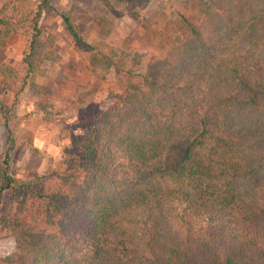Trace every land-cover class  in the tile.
I'll list each match as a JSON object with an SVG mask.
<instances>
[{
	"label": "trees",
	"instance_id": "obj_1",
	"mask_svg": "<svg viewBox=\"0 0 264 264\" xmlns=\"http://www.w3.org/2000/svg\"><path fill=\"white\" fill-rule=\"evenodd\" d=\"M53 1L0 7V48L14 35L26 42L19 61L0 63V239L16 242L0 264H264V0L177 5L183 32L140 75ZM44 9L63 17L103 80L113 65L128 75L72 137L62 170L20 178L19 98L59 59L42 39Z\"/></svg>",
	"mask_w": 264,
	"mask_h": 264
},
{
	"label": "rangeland",
	"instance_id": "obj_2",
	"mask_svg": "<svg viewBox=\"0 0 264 264\" xmlns=\"http://www.w3.org/2000/svg\"><path fill=\"white\" fill-rule=\"evenodd\" d=\"M4 1L0 0V7ZM35 1L38 4L40 0ZM108 1L109 5L101 0H54L53 4L60 13L72 16L87 41L105 42L117 49L116 61H124L125 68L132 69L134 75L144 73L152 54H161L183 32L175 7L188 0H151L146 6L137 4L132 8L126 1ZM134 10H138V16L132 15ZM48 12L44 9L39 20L42 39L53 43L59 59L47 61L46 75L37 78L39 87L26 88L19 98V140L23 144H20V159L13 167L20 178H31L48 168L62 170L65 165L61 160L72 137L86 131L98 111L108 103L109 89L118 88L119 77L128 75L113 65L107 80H103V66L94 65L87 51L76 50L63 17ZM25 47L23 36H12L0 48V63L19 61ZM0 81L5 82L2 75ZM2 97L7 104L14 100L11 91ZM25 121L35 127L23 131ZM51 141L56 144H50ZM0 142L5 148L3 126H0ZM10 205L8 191L1 211H8ZM15 245L14 237L0 239V256L12 253Z\"/></svg>",
	"mask_w": 264,
	"mask_h": 264
},
{
	"label": "crops",
	"instance_id": "obj_3",
	"mask_svg": "<svg viewBox=\"0 0 264 264\" xmlns=\"http://www.w3.org/2000/svg\"><path fill=\"white\" fill-rule=\"evenodd\" d=\"M19 114V113H18ZM28 122V121H27ZM26 121L24 122V125H23V131L24 130H27V129H30V128H34V127H31L30 125H29V123H27ZM19 132H21V127H20V130H19V128H18V136H19ZM20 138V137H19ZM53 138V137H52ZM47 140V139H46ZM20 144H23L22 142H21V140H20ZM44 144H45V141H44ZM50 144H56V141L55 142H50Z\"/></svg>",
	"mask_w": 264,
	"mask_h": 264
}]
</instances>
